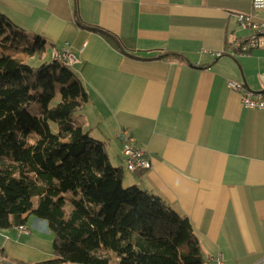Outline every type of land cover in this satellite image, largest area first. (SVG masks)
<instances>
[{"label":"crops","instance_id":"crops-1","mask_svg":"<svg viewBox=\"0 0 264 264\" xmlns=\"http://www.w3.org/2000/svg\"><path fill=\"white\" fill-rule=\"evenodd\" d=\"M241 14L264 22L252 0H0V15L51 54L72 46L89 95L73 122L104 144L124 184L187 217L204 260L221 252L225 264L264 261V109L244 108L228 85L263 92L264 49L236 54L234 42L254 34ZM86 27L112 34L123 51ZM127 143L148 153L150 170H127ZM20 238L0 231L9 259H54ZM236 245H245L240 256Z\"/></svg>","mask_w":264,"mask_h":264},{"label":"trees","instance_id":"trees-1","mask_svg":"<svg viewBox=\"0 0 264 264\" xmlns=\"http://www.w3.org/2000/svg\"><path fill=\"white\" fill-rule=\"evenodd\" d=\"M86 28L123 51L112 34ZM51 48L0 15V231L29 230L31 216L46 222L54 259L29 264H111L110 252L118 264H204L189 219L137 186L125 188L104 144L73 122L89 95L73 70L45 60ZM35 56L42 63L28 64Z\"/></svg>","mask_w":264,"mask_h":264},{"label":"built area","instance_id":"built-area-1","mask_svg":"<svg viewBox=\"0 0 264 264\" xmlns=\"http://www.w3.org/2000/svg\"><path fill=\"white\" fill-rule=\"evenodd\" d=\"M252 7L254 11L264 13V0H252ZM237 21L242 28L251 29L254 31V34L249 38L234 42L233 47L237 52L236 54L244 55L256 49H264V22H257L252 15L244 14L238 15ZM220 55L219 53L218 56ZM53 58L72 60L76 64L79 63L78 58L72 50V46L68 43L60 49H53ZM228 85L231 90L241 94L244 108L264 109V91L253 92L245 89L243 84L233 81H229ZM123 154L126 165L129 166L132 173L151 169L152 167L148 153L131 143L124 145ZM208 260L209 264H225V258L221 252L214 257H208ZM257 264H264V261Z\"/></svg>","mask_w":264,"mask_h":264},{"label":"rangeland","instance_id":"rangeland-1","mask_svg":"<svg viewBox=\"0 0 264 264\" xmlns=\"http://www.w3.org/2000/svg\"><path fill=\"white\" fill-rule=\"evenodd\" d=\"M99 35H101V34H99ZM27 36H29L28 38L32 42H35L36 41V38L33 37L31 35V33H29ZM101 37L105 38L102 35H101ZM15 55H17V54H15ZM19 56H21V55H19ZM51 56H52V54L50 53V50H48L47 53H46V56H45V60L46 59L47 60H50V57ZM23 58H24V56H23ZM27 61H28V64H30L32 66H37V65H39V64L42 63L37 56L32 57V58L28 59ZM61 66L64 68L63 65H61ZM71 70L74 71L75 69L72 68ZM37 109H38V104L37 103L33 104V106L31 107V111L32 112H35V110H37ZM76 115L74 114L73 117H76ZM16 133H20V131L19 130H16ZM126 168H127V166H126ZM148 170H150V169H147L145 171H148ZM124 187L125 188H129L131 186H126L124 184ZM73 199H74V195L72 193H68L66 195V204L64 205L65 219H69V217L71 216V213H72V200ZM38 201H39L38 197L34 199V206L35 207L38 206ZM30 221H31V225L32 226H31V229H29L27 233L20 234L23 231H17V234H18V237L19 238L21 236H23V237L20 238V241H22V242H24V241L28 242L29 240H32V242L34 244H36V246H38L39 248H41V250H48V251L52 252V249H53V241H54V234L47 228L46 222L43 221V220H40V219H38V218H36L34 216H31ZM35 222H36V225L34 224ZM30 230L32 231V235H33L32 238L29 236L31 234V231ZM19 235H21V236H19ZM192 237H194L193 239H195V238H198V235L195 234V236H192ZM208 248H210L212 251L216 252L213 247H208ZM242 248H245V245H236V254L238 256L242 255V251H241ZM180 249L181 250L182 249L183 250L184 249H187V245L182 246ZM0 250L3 251V253L0 252V264H21V263H18L16 261L12 260V259L7 258V255H6L5 251H4V249H1L0 248ZM203 254L206 255L205 253H203ZM107 255L112 257L111 264H118V259L115 256V253L110 252ZM226 255H227V257H229L230 256V253H226ZM53 256H54V254H53ZM224 258H225V255H224ZM22 264H26V262L25 263H22Z\"/></svg>","mask_w":264,"mask_h":264},{"label":"bare ground","instance_id":"bare-ground-1","mask_svg":"<svg viewBox=\"0 0 264 264\" xmlns=\"http://www.w3.org/2000/svg\"><path fill=\"white\" fill-rule=\"evenodd\" d=\"M52 60L58 61L61 65H63L66 68H70V69L74 68V66L76 65V63L72 60H63L61 58H53V51H52ZM127 170L130 172L129 166H127ZM19 231H23L20 234H22V233L25 234L28 231V229L23 227V228L19 229ZM19 236H21V235H19ZM204 264H209L208 258L204 260Z\"/></svg>","mask_w":264,"mask_h":264}]
</instances>
